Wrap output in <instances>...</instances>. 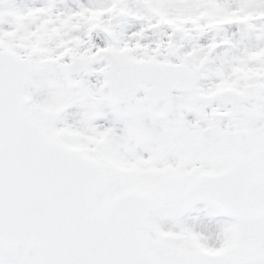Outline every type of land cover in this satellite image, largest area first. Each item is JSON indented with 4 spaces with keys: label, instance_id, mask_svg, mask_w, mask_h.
I'll use <instances>...</instances> for the list:
<instances>
[{
    "label": "snow or ice",
    "instance_id": "1",
    "mask_svg": "<svg viewBox=\"0 0 264 264\" xmlns=\"http://www.w3.org/2000/svg\"><path fill=\"white\" fill-rule=\"evenodd\" d=\"M0 264H264V0H0Z\"/></svg>",
    "mask_w": 264,
    "mask_h": 264
}]
</instances>
